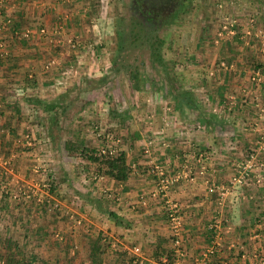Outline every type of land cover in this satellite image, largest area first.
Returning a JSON list of instances; mask_svg holds the SVG:
<instances>
[{
	"label": "rangeland",
	"instance_id": "rangeland-1",
	"mask_svg": "<svg viewBox=\"0 0 264 264\" xmlns=\"http://www.w3.org/2000/svg\"><path fill=\"white\" fill-rule=\"evenodd\" d=\"M77 3L78 20L63 22L50 39L54 61L46 63L52 71L48 84L38 88L43 97L18 101L21 114L15 121L9 113L0 117V264L69 260L85 249L77 244V232L83 246L86 236H96L91 241L99 246L98 254L115 244L108 264H119L120 235H102L98 224L108 207L117 206L122 188L112 176L102 175V165L86 158L83 149L113 155L127 150L129 179L156 183L153 187L165 198L180 181L169 157L187 153L190 161L176 170L185 167L189 176L213 178L209 189L223 209L230 191L246 208L264 206V0H187L151 25L133 13L131 0H74L73 12ZM246 14L254 20L241 21ZM236 47L251 50L250 61L256 58L262 68L247 76L242 97L234 87L230 100L209 101L203 81L212 85L220 68L234 67ZM183 89L192 91L204 114L213 110L220 122L206 125L200 110L178 107L174 95ZM15 123L23 128H14ZM218 184L225 186L219 190ZM174 204L178 216L181 212L179 202L166 204L170 224ZM217 219L223 238L213 262L223 251H233L234 257L232 241L225 240L233 228L224 226V217ZM207 228L210 239L199 254L213 239Z\"/></svg>",
	"mask_w": 264,
	"mask_h": 264
},
{
	"label": "crops",
	"instance_id": "crops-1",
	"mask_svg": "<svg viewBox=\"0 0 264 264\" xmlns=\"http://www.w3.org/2000/svg\"><path fill=\"white\" fill-rule=\"evenodd\" d=\"M72 1L74 2V0H7L3 9L0 10V117L3 113L4 117L9 113L10 120L14 118L17 120L21 114L19 111L21 106L18 104L23 103L20 102L23 98L43 97L38 88L48 84L46 80L51 77L52 71L47 68L46 63L48 59L54 61L49 56L50 39H55V34L59 32L63 22L77 21L80 16L79 3L76 4L74 12L69 8L70 4L73 5ZM244 16L241 21L247 20L249 16L252 18L251 14ZM245 54H247L246 58ZM248 54L251 59V50H239V47H236L234 67L231 65L220 68L219 70L223 71L217 73V77L214 78L215 83L212 85L203 81L204 90H206L204 94L209 101L218 99L222 102L225 96L227 100H230V91L234 87L237 96H243L240 92L248 89H245L249 84L247 76L254 70L262 68L256 58L250 61ZM232 70H234V78L230 79ZM218 77L221 79L216 81ZM20 90L24 93L23 97L20 96ZM204 124L207 125V123ZM12 126L23 128V125L16 123ZM198 141V144L201 143L204 147L203 137H199ZM173 154L169 158L171 164H174L172 168L178 174L180 181L172 190H169L168 198L163 197L164 193H159L162 195L159 196L153 187L156 183L151 186L150 182L144 179L147 184L140 185L135 182L137 179H129L130 176L126 180L114 178L118 180L122 188L121 199L119 198L117 206L108 207L104 222L96 224L99 225L98 233L102 235L109 238L114 237L115 234L120 235L118 249L121 253L119 257H116L119 264H162L161 262L168 258L171 264H190L194 257L200 255L199 252L205 241L210 239L207 226L213 223L215 217H224V226L228 224L234 231L225 237L226 241H232L234 257L231 255L233 251L228 253L223 251L217 254L215 264H221L226 260L235 264H264V206L257 207L253 204L246 208L244 204L238 202L240 196L235 191H230L226 198L227 208L223 209L217 193H211L209 189L211 184L208 182L211 180L212 184H215V180L201 175L203 173L198 166L192 165L194 171L201 173L198 176L187 175L185 167L177 171V164L180 162L185 164V161L189 162L191 157L190 154L184 153L180 159L178 153ZM216 186L221 190L225 185ZM171 200L181 205L182 251H177L172 225L166 219V204H169ZM91 213L95 212H90L88 219ZM110 213L117 216L114 217ZM255 231L260 235L258 238L254 234ZM91 235L96 237L93 233ZM75 236L79 248L81 246L80 250L85 249L69 260H67L68 257H62L59 264H108L112 261L111 250H115V246L113 247L115 244L112 246L107 244L100 254L96 252L94 255L92 248H95V241H91L93 237L86 236L87 244L83 246L84 241L80 239L82 234L77 232ZM233 237L234 239H231ZM88 245L91 247H87ZM137 247L139 251L136 250ZM244 248H247L246 253L240 254ZM166 249H172L175 252L173 258L163 255ZM92 256L95 257L92 259Z\"/></svg>",
	"mask_w": 264,
	"mask_h": 264
},
{
	"label": "trees",
	"instance_id": "trees-1",
	"mask_svg": "<svg viewBox=\"0 0 264 264\" xmlns=\"http://www.w3.org/2000/svg\"><path fill=\"white\" fill-rule=\"evenodd\" d=\"M161 42H159V44H161ZM157 53H158L157 55L159 56V51ZM132 75L136 81L140 76L139 69L138 68L133 69ZM183 90L184 91H180L179 93L174 95V98L176 99L178 107H183L186 104V105H189L191 107H194L200 110L199 118L201 121L205 123L209 121H217V122L219 121L220 122V120L217 117V114L214 111H210L207 115L204 114L203 110L200 109L199 107L200 105L198 101L195 99V96L192 93V91L187 90V89H183ZM183 100L185 101L183 102ZM83 150L86 151L85 152L86 154L83 153L85 154L84 156L88 158L92 163L102 165V168L100 169V172L102 175H109V176H112L113 178L122 179V180H126L130 176L132 169H131V166L129 165L130 163L128 162L127 150L120 149L116 155H113L112 153L104 154L102 152L100 153L98 152L99 154H96L97 150L95 149H83ZM110 215L114 217L117 216L114 213H110ZM97 250H99V246L95 247L93 251L94 255H96ZM163 255H168L169 257L173 258L175 255V252L172 249H169V250L166 249V252L164 251ZM31 261H32L31 264L35 263L34 259H31ZM168 262H169V258H168ZM169 264L171 263L169 262Z\"/></svg>",
	"mask_w": 264,
	"mask_h": 264
},
{
	"label": "built area",
	"instance_id": "built-area-1",
	"mask_svg": "<svg viewBox=\"0 0 264 264\" xmlns=\"http://www.w3.org/2000/svg\"><path fill=\"white\" fill-rule=\"evenodd\" d=\"M7 0H0V10L3 9V6L6 4ZM254 16H252L251 20H254ZM204 172V171H202ZM222 199V198H221ZM221 202V201H220ZM173 211L170 213V218H171V225H172V230H173V235L175 236L174 239V244L177 246V251H182V232H181V226L182 224L180 223V215H177V204H174L173 207H171ZM222 221L220 219H217L213 221L209 225V228L213 230L214 235L213 239L209 243V246L204 249V251L200 254L197 255L196 257L193 258V261L190 264H215L212 260V257L215 255V253L219 250V246L221 244V240L223 238L222 235ZM255 236L258 238L260 235L257 231H255ZM136 250H140L139 247L136 248ZM244 256V255H243ZM176 260L177 256H176ZM162 264H169L168 259L163 260ZM180 264V263H179ZM221 264H235L234 262L230 260H226Z\"/></svg>",
	"mask_w": 264,
	"mask_h": 264
},
{
	"label": "flooded vegetation",
	"instance_id": "flooded-vegetation-1",
	"mask_svg": "<svg viewBox=\"0 0 264 264\" xmlns=\"http://www.w3.org/2000/svg\"><path fill=\"white\" fill-rule=\"evenodd\" d=\"M187 0H131V9L146 24H156L164 21L180 5Z\"/></svg>",
	"mask_w": 264,
	"mask_h": 264
}]
</instances>
